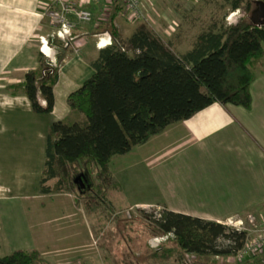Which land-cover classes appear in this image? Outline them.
I'll list each match as a JSON object with an SVG mask.
<instances>
[{"label":"crops","instance_id":"crops-1","mask_svg":"<svg viewBox=\"0 0 264 264\" xmlns=\"http://www.w3.org/2000/svg\"><path fill=\"white\" fill-rule=\"evenodd\" d=\"M89 8L93 23H77L74 31L78 52L61 50L55 57L54 110L38 115L27 98L10 96L5 88L39 67V38L52 30L41 16L40 0H0V257L36 250L50 264H79L90 254L83 213L73 197L39 192L48 128L69 116L66 98L92 75L90 63L100 50L94 22L105 10L102 4ZM250 93L249 110L213 104L115 158L110 171L120 198L133 200L143 175L160 181L161 190L168 177L166 200L129 206L163 205L165 211L224 225L245 216L264 222V57ZM38 102L45 105L39 95ZM110 196L114 208L119 200Z\"/></svg>","mask_w":264,"mask_h":264},{"label":"trees","instance_id":"trees-1","mask_svg":"<svg viewBox=\"0 0 264 264\" xmlns=\"http://www.w3.org/2000/svg\"><path fill=\"white\" fill-rule=\"evenodd\" d=\"M224 1L230 13L243 10L246 17L236 24L209 27L185 53L175 52L146 26L134 30L123 48L114 24L123 6L114 3L107 20L94 27L95 34H110L111 45L98 51L90 63L92 75L67 96L69 116L48 128L41 195L69 194L87 215L107 210L112 216L109 195L120 189L110 171L115 158L213 104L250 109L255 68L264 57V25L251 24L250 14L256 1L264 0ZM57 81L58 68L50 72L40 54L39 67L5 91L27 98L35 114L50 115ZM79 176L84 189L74 183ZM154 225L156 236L173 234L172 241L150 250L154 262L191 255L190 264H219L217 258L234 255L246 241L245 232L170 211ZM220 240L229 244L219 246ZM262 254L239 264H263ZM0 264L50 263L36 250H16L0 257Z\"/></svg>","mask_w":264,"mask_h":264},{"label":"rangeland","instance_id":"rangeland-1","mask_svg":"<svg viewBox=\"0 0 264 264\" xmlns=\"http://www.w3.org/2000/svg\"><path fill=\"white\" fill-rule=\"evenodd\" d=\"M229 7L230 4L224 0H140L139 20L134 23L129 22L126 19L127 13L122 11L114 24L118 28L120 44L125 49H127L126 40L131 33L140 26H146L152 28L163 41L169 42L175 52L185 53L191 49L197 35L208 30L209 27L219 28L222 25L236 24L246 17L243 10L230 13ZM99 13L106 21L108 15L102 16V10ZM47 54L51 56L50 53ZM143 176L144 185L138 183L139 189L134 191L133 200L120 198L118 192H115L116 195L113 197L114 192H111L110 198L119 200L115 201V212L112 216H109L107 210L87 215L81 209L84 234L88 237L91 250L89 256L79 264H190L193 259L191 255L176 257L165 262L149 260L150 250L155 251L164 245H160L157 249L149 246L150 240L156 236L152 232V227L155 226V222L161 220L165 207L163 205L129 206L128 202L163 201L169 195L170 189L168 177L164 178V190H161V182L156 183L155 177ZM148 178L151 179L146 180ZM236 220L242 222V227L248 230L247 243L254 239L253 231L264 230V222L257 223L249 216L234 219ZM172 240L169 239L165 243ZM222 243L227 245L221 240L218 245ZM229 256L219 257L216 261L219 264H235L232 255Z\"/></svg>","mask_w":264,"mask_h":264},{"label":"built area","instance_id":"built-area-1","mask_svg":"<svg viewBox=\"0 0 264 264\" xmlns=\"http://www.w3.org/2000/svg\"><path fill=\"white\" fill-rule=\"evenodd\" d=\"M114 3L123 6V11L127 13L126 19L129 22L134 23L140 19V0H40L41 16L47 20L52 32L48 37L39 38V51L47 59L46 66L50 72L58 68L55 57L59 51L72 49L75 53L78 52L79 46L75 42L79 37L74 31L77 23H93V15L89 7L93 4H102L103 9L107 11L106 13L102 11V16L105 17L106 15L109 16V10ZM71 18H74V20H71ZM103 22H105V18H98L94 22V27L96 28ZM94 38L99 49L106 48L112 43L108 32L96 33ZM44 47L49 50L50 57L43 52ZM226 226L231 229L234 227L233 229L237 232L247 234L248 231L242 227V222L238 220L229 221ZM253 233L255 234L254 239L249 243L246 241L243 247L231 256L233 263L239 264L245 258L254 254H261L264 251V230H255ZM169 239H173L172 233L155 236L150 240L149 246L152 249H157ZM226 244L228 245L229 242H226Z\"/></svg>","mask_w":264,"mask_h":264},{"label":"water","instance_id":"water-1","mask_svg":"<svg viewBox=\"0 0 264 264\" xmlns=\"http://www.w3.org/2000/svg\"><path fill=\"white\" fill-rule=\"evenodd\" d=\"M250 22L255 26H263L264 25V2L256 1L255 8L250 14ZM75 184L80 186V189H84L85 185L82 178L76 177Z\"/></svg>","mask_w":264,"mask_h":264},{"label":"bare ground","instance_id":"bare-ground-1","mask_svg":"<svg viewBox=\"0 0 264 264\" xmlns=\"http://www.w3.org/2000/svg\"><path fill=\"white\" fill-rule=\"evenodd\" d=\"M232 18H233V17H231V19H232ZM43 52L45 53V55L49 56V55L47 54V52H48V53H50V52H49V50H48L46 47L43 48ZM49 57H50V56H49Z\"/></svg>","mask_w":264,"mask_h":264}]
</instances>
